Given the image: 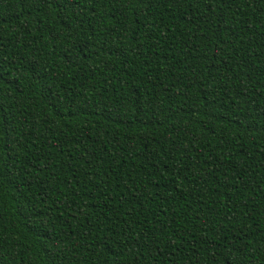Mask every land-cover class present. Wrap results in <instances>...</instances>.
Returning a JSON list of instances; mask_svg holds the SVG:
<instances>
[{
    "label": "trees",
    "instance_id": "trees-1",
    "mask_svg": "<svg viewBox=\"0 0 264 264\" xmlns=\"http://www.w3.org/2000/svg\"><path fill=\"white\" fill-rule=\"evenodd\" d=\"M0 264H264V0H0Z\"/></svg>",
    "mask_w": 264,
    "mask_h": 264
}]
</instances>
